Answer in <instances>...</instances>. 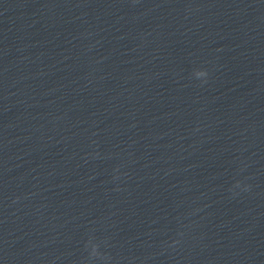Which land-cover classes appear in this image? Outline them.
<instances>
[{
  "label": "clouds",
  "instance_id": "clouds-1",
  "mask_svg": "<svg viewBox=\"0 0 264 264\" xmlns=\"http://www.w3.org/2000/svg\"><path fill=\"white\" fill-rule=\"evenodd\" d=\"M194 76L197 79L200 78H205L208 76V72L205 69H197L194 72ZM206 82V81H205ZM236 187L240 186V182L237 181L236 182ZM88 244L91 246V251L89 253V259H94V258H100V259H107L100 251H99V245L98 244H94L91 241L88 242ZM87 247V245H86Z\"/></svg>",
  "mask_w": 264,
  "mask_h": 264
}]
</instances>
